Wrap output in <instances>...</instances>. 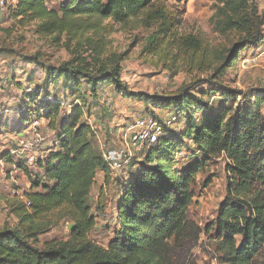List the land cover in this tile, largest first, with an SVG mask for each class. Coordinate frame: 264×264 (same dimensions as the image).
I'll use <instances>...</instances> for the list:
<instances>
[{"label": "trees", "instance_id": "trees-1", "mask_svg": "<svg viewBox=\"0 0 264 264\" xmlns=\"http://www.w3.org/2000/svg\"><path fill=\"white\" fill-rule=\"evenodd\" d=\"M223 1L225 18L216 23L215 30L230 36L227 45L210 47L192 36L174 42L179 55L189 58L190 70L214 71L212 78L217 81L236 65L245 45L264 40V14L250 13L249 0ZM159 3L62 0L49 7L48 0H15L9 6L11 18L20 26L34 24L37 35L54 37L58 43L66 39L63 46L70 60L60 66H49L35 57L23 60L38 64L45 78L61 86L76 103L66 114L58 96L47 92L42 97L40 90L22 94L20 131L39 120L55 134L57 144L45 158L36 159L41 172L37 176L31 167L16 164L32 186L23 199L9 202L18 225L0 230V264H181L177 252L199 237L188 216L197 178L222 156L228 161L227 194L206 233L213 234L219 264H264V90L244 97L236 106L233 92L224 87V107L201 121L196 112L190 113L199 100L189 92L149 98L158 108L174 111L177 122L187 119L188 127L180 136L193 143L201 158L194 165L180 167L174 154L182 150L184 141L174 129L165 131L151 151L140 156L141 162L125 167L134 174L118 180L115 229L107 247L90 237L97 228L90 196L98 173H105V183H109L111 170L95 145L96 131L84 121L85 110L96 107L104 87L135 97L121 79L122 55L110 52L106 23H116L125 31L152 28L164 18ZM1 159L13 164L9 153ZM62 221L72 223L70 237L40 246V236Z\"/></svg>", "mask_w": 264, "mask_h": 264}, {"label": "rangeland", "instance_id": "rangeland-1", "mask_svg": "<svg viewBox=\"0 0 264 264\" xmlns=\"http://www.w3.org/2000/svg\"><path fill=\"white\" fill-rule=\"evenodd\" d=\"M14 1L8 0L9 6ZM61 2L62 0H48V6L59 5ZM223 2V0H160L159 8L164 11V18L152 28L139 27L134 31H125L116 23H106L110 33L108 37L111 41L110 52L122 55L121 79L123 85L134 93L135 97L118 94L114 87H104V93L97 100L96 107L90 105L86 108L84 121L89 117L92 118L94 125H98L100 122L96 121L100 120L105 125L102 130H108L105 134L99 127V133L104 134L99 140H94L99 149L101 142L109 146L115 145L114 142L117 146L121 144L123 134L138 116H151L162 120L170 115L179 120L174 111L158 108L155 102L148 101L152 100L149 98H168L179 92H189L199 100L189 109L190 113L196 112L195 117L201 121L207 114L217 112L224 107L225 99L221 96L224 87L233 92L236 106L245 101L244 97L252 95L257 90H264V40L245 45L236 65L222 74L218 81L212 78L214 71H200L196 67L190 70L189 58L179 55L178 50L174 48V42L189 36L202 38L210 47L227 45L231 40L230 36H223L215 30L216 23L225 18ZM248 4L250 13L253 10V13H257L259 17L263 16L264 0H249ZM0 29H2L0 32V155L2 156L18 149V142L25 139L23 135L15 143V135L12 131L15 127L20 131L23 125L19 114L24 91L40 90L42 97L47 92L58 96V99L64 103L66 114L71 112L76 101L69 98L61 86L53 85L48 81L44 70L38 68V64L23 60L24 57L27 59L35 57L36 60L49 66H60L70 60V55L63 46L66 39L62 38L63 40L58 43L54 37L37 35L34 24L28 27L20 26L11 18L9 7L4 12L0 11ZM106 99L112 100V108L108 107ZM88 100L90 103L94 101L91 98ZM77 103L81 104L80 101ZM231 104L233 103L228 106ZM262 113L264 115V105ZM42 123L40 132L43 134L44 142L41 147L56 140L55 134L48 130L46 123ZM187 127L186 118L175 122L173 127L174 134L180 137L179 140L184 141V146L181 147L183 154L174 156L178 159L180 167L194 165L201 158L193 143L180 136ZM111 128L116 132L121 131L118 137L113 138L109 135ZM26 137L29 138L28 135ZM41 147L35 154L36 159L41 157L43 152L40 153ZM1 156L0 230L6 227L15 229L18 219L11 214L9 202L15 197L23 199V194L32 185L22 170L13 164L2 162ZM133 161L139 163L142 158L139 156ZM227 162L223 156L212 160L197 178L194 204L190 207L188 216L198 230L199 237L197 241L187 242L177 252V260L181 264H219L217 260L219 256L214 248L215 241L212 239L213 234H207L206 228L215 221L227 194ZM31 169L36 176L41 173L37 165ZM132 174L134 173L123 168L111 176L110 182L106 183L105 187H101L100 181L96 182L90 196V204L93 214L97 217V228L90 237L98 245L107 247L113 237L115 210L119 198L118 180L121 181ZM101 204L103 207H100ZM72 227L70 221L59 222L49 232L40 236L39 245L42 246L52 240H67Z\"/></svg>", "mask_w": 264, "mask_h": 264}, {"label": "built area", "instance_id": "built-area-1", "mask_svg": "<svg viewBox=\"0 0 264 264\" xmlns=\"http://www.w3.org/2000/svg\"><path fill=\"white\" fill-rule=\"evenodd\" d=\"M9 7L8 0H0V11L4 12ZM109 108H112V100L106 99ZM165 121L158 120L151 116H138L133 125L129 126L127 132L121 138V144L115 147L109 146L105 142H101L100 151L103 159L108 163L111 170V176L119 170L127 167L133 160L139 156H145L156 145L160 136L167 130L173 129L177 118L169 116ZM42 122L34 120L28 130V137H24L19 143V148L10 153L13 165L23 163L29 167L36 164L35 154L42 142H44L43 134L40 132ZM182 151H177L174 156H181ZM175 159V158H174ZM178 161V159H175ZM2 162H4L1 159ZM19 194V193H18ZM27 205L30 204L27 202Z\"/></svg>", "mask_w": 264, "mask_h": 264}, {"label": "crops", "instance_id": "crops-1", "mask_svg": "<svg viewBox=\"0 0 264 264\" xmlns=\"http://www.w3.org/2000/svg\"><path fill=\"white\" fill-rule=\"evenodd\" d=\"M94 110V109H93ZM87 120L86 121H88L89 122V124L91 125V127L96 131V141L97 140H99L100 138H102L103 136H104V134H100L99 133V127H100V129L102 130V127H105V125H104V122H101L100 120L99 121H96V122H100L98 125H94V123L92 122V118L90 119L89 117H87L86 118ZM15 129L13 128V130L12 131H14ZM28 130H29V127H26V129L25 130H23L22 132L20 131V132H13L14 133V135H15V138H14V141H15V143H17L18 142V138L19 137H21V136H23L24 135V137H26L27 135H28ZM103 131V133H107V131L108 130H102ZM120 132L121 131H119L118 130V132H116V131H114V129L113 128H111V130H110V134L109 135H111L113 138H115V137H118V134H120ZM109 133V132H108ZM107 136V135H106ZM114 141V140H113ZM115 143V145H112V146H117V143L116 142H114ZM56 144L57 143H55V142H52V144L51 143H47V144H44L41 148H40V153H41V157H43V158H45L46 157V155H48L50 152H52L53 150V148L56 146ZM111 146V147H112ZM20 170V169H19ZM25 174V173H24ZM28 178V177H27ZM101 179V180H100ZM28 180V182L30 181L29 180V178L27 179ZM98 181H100V183H102V186L101 187H105V185H106V183H105V173H103V172H100V173H98V176H97V178H96V182H98ZM31 182V181H30ZM96 182H95V184H96ZM31 186V185H30ZM96 186V185H95ZM94 186V187H95ZM94 189V188H93ZM31 190V188H29L28 190H26L25 192H29ZM116 211V210H115ZM115 217H116V213H115ZM115 221H116V219H115Z\"/></svg>", "mask_w": 264, "mask_h": 264}]
</instances>
